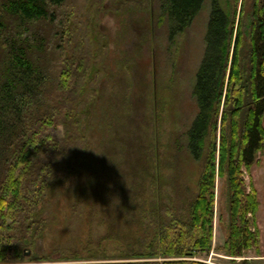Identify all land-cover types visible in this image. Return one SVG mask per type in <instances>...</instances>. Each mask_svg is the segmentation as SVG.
Listing matches in <instances>:
<instances>
[{
	"label": "trees",
	"instance_id": "obj_1",
	"mask_svg": "<svg viewBox=\"0 0 264 264\" xmlns=\"http://www.w3.org/2000/svg\"><path fill=\"white\" fill-rule=\"evenodd\" d=\"M107 1L117 4V13H151L154 23L149 18L136 32L137 55L154 40L151 26L165 24L173 39L204 2L157 0L151 10V0H85L77 10L86 19L83 36L77 16L65 10L67 0L0 2V264H209L193 257L212 247L218 178L227 186L228 236L220 248L230 256L260 252V201L253 183L246 184L245 169L264 151V0H210L190 128L173 137L162 129L165 115L156 104L142 110L129 92L117 93L105 104L111 131L96 156L87 151L83 126L91 114L94 120L102 116L98 77L108 46L95 24ZM60 126V137L48 132ZM182 152L199 160L195 187L180 180ZM92 155L82 193L87 208L75 207L84 219L88 215L85 242L78 235L57 238L46 253L26 255L48 227L40 203L86 168Z\"/></svg>",
	"mask_w": 264,
	"mask_h": 264
},
{
	"label": "rangeland",
	"instance_id": "obj_2",
	"mask_svg": "<svg viewBox=\"0 0 264 264\" xmlns=\"http://www.w3.org/2000/svg\"><path fill=\"white\" fill-rule=\"evenodd\" d=\"M76 1L67 0L68 6L66 5L67 9L65 10L70 15L72 14V17L74 14L77 16L75 22L80 26L81 31L79 33L83 36L86 19H80L77 10L79 8L78 3L80 2L81 6V2L84 3L85 0ZM0 2L3 3L4 0H0ZM153 2L156 7L157 0H151V10L155 9ZM116 6L114 1H107L105 10L100 13V20L95 24L96 28L102 32L104 44L108 46L100 59L103 72L98 77L99 94L103 95L101 106L98 104L102 108L100 112L102 116L94 120V114L92 115L89 111L91 115L88 118L90 120L86 117L87 120L83 126V130L88 134L91 143L90 149L87 151H91V154L96 156L101 153L98 143L104 140V136L108 139L111 131L106 123L107 121L109 123V119L112 118L111 108L105 112V104L114 101L117 93L123 95L126 91L129 92L131 102L142 110H148L153 103L156 104L159 112L165 115L162 119L164 122L162 129L167 130V133L172 132V136L176 135V130H181L185 126L189 127V125L191 127L197 114V103L194 96L197 72L207 48L206 35L212 9L211 1L204 0L199 13L186 31L176 35L173 39L169 38L165 24L151 26V29L155 28L154 40L152 38L151 41H146L141 54L137 55L136 43L139 40L136 32L140 30L145 20L149 18L151 20V13L143 9L134 12L129 11V13L126 11L117 13L113 10ZM153 23L152 19L151 24ZM60 52L56 50L53 52L56 62L61 61ZM130 59L134 61V64L132 66L126 64L125 66L124 62ZM155 67L157 70L156 85L154 81ZM98 106L94 108L96 113L99 109ZM105 115H108L106 120ZM48 132L54 137H60L63 131L60 126L51 128ZM169 151L172 154L176 152L175 148ZM160 152H162V148L158 151L159 154ZM93 155L90 160L88 159L89 161L87 160L86 168L82 167L79 174L70 176L68 183L61 185L56 190L49 191L40 203L39 213L47 220L48 227L45 236L39 240L38 247L36 250H31L30 255L36 251L46 253L51 248L52 241L57 240V238L68 240L74 235H78L82 239L79 243L85 242L88 225L84 222L88 215L85 213L84 219V213L81 217L80 211L77 212L75 207L80 204L81 208L82 205L87 208L86 196L82 193L86 188L85 184L92 175L91 167L95 161ZM257 158L258 160L252 164L250 170L245 169V181L247 185L252 182L258 191L260 208L257 214V223L260 228V252L251 249L245 251L242 256H230L220 248L228 236L225 223L227 186L224 178H218L212 247L207 252L195 254L193 259L209 264H264V151L259 153ZM179 164L182 172L180 180L191 187H195L200 173L199 160L190 153H183ZM93 178H97V176L94 175ZM77 199L80 200L77 201ZM83 202L84 204H82ZM108 247L113 249L115 244L110 242ZM113 253L118 255L119 251L113 250ZM57 256L54 254V257ZM48 262L38 263L48 264ZM11 264H36V262Z\"/></svg>",
	"mask_w": 264,
	"mask_h": 264
},
{
	"label": "clouds",
	"instance_id": "obj_3",
	"mask_svg": "<svg viewBox=\"0 0 264 264\" xmlns=\"http://www.w3.org/2000/svg\"><path fill=\"white\" fill-rule=\"evenodd\" d=\"M48 264H69V262L64 261V260H53V261H49Z\"/></svg>",
	"mask_w": 264,
	"mask_h": 264
},
{
	"label": "water",
	"instance_id": "obj_4",
	"mask_svg": "<svg viewBox=\"0 0 264 264\" xmlns=\"http://www.w3.org/2000/svg\"><path fill=\"white\" fill-rule=\"evenodd\" d=\"M156 75H157V70H156V67L154 68V77H155V85H156ZM31 253V249L28 247L25 249V254L26 255H29Z\"/></svg>",
	"mask_w": 264,
	"mask_h": 264
}]
</instances>
